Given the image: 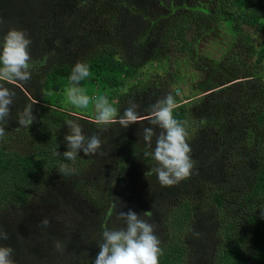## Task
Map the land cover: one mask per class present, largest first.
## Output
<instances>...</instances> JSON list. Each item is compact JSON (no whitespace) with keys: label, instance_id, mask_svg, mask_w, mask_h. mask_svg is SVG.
<instances>
[{"label":"trees","instance_id":"1","mask_svg":"<svg viewBox=\"0 0 264 264\" xmlns=\"http://www.w3.org/2000/svg\"><path fill=\"white\" fill-rule=\"evenodd\" d=\"M151 1L171 7L172 12L153 18ZM185 2L0 0V47L8 30L18 28L26 30L32 40L30 54L34 61H38V53L50 54L47 62L37 63L28 82H3L16 97L5 136L0 138V231L17 225L28 234L25 243L12 234L4 241L14 250L15 264L40 261L41 253L28 247L40 245L41 240L48 249L57 240L67 244L66 254L59 251L58 255L56 248L48 252V264L90 263L89 258L96 259L100 251L101 224L110 203L118 200L120 207L108 219V227L122 225L116 219L118 211H151V217L144 218L155 226L161 239L159 264H207L209 259L213 264H264V0H214L216 18L187 10ZM225 7L232 12L225 15ZM195 15L200 22H229L230 32L237 38L244 32L254 36L252 72L245 81H253L258 92L246 108L231 99L230 88L225 86L174 110L176 119L187 122V142L196 165L190 177L179 182L180 188L160 187L155 174L146 176L156 166L151 156L143 155V128L153 127L149 121L127 129L114 124L124 139L120 144L115 141L113 148L105 139L104 129L68 110L63 101L64 86L70 85L72 67L78 61L87 62L88 87L101 84L116 101L119 114L134 102L141 116L149 115L150 106L165 98L157 81L148 77L120 91V80L149 63H166L182 54ZM40 64L44 65L42 73ZM200 86L201 94L216 89ZM39 93L42 100H38ZM171 94L175 96V91ZM28 103H34L36 121L29 128H18V113ZM226 119H235L247 131L234 134L245 140V149L240 148L241 155H237L245 183H237L232 189L212 186L211 180L216 176L214 170L220 169L226 159L223 144L232 138L224 128ZM67 120L81 125L86 136L101 137L103 144L97 154L85 156L81 151L73 161L63 157L68 150L64 139L69 132ZM155 130L160 131L158 127ZM56 148L61 156L53 154ZM61 163L74 170L73 174L61 175ZM191 182L202 185L189 189ZM139 186L142 191L136 192ZM176 195L183 200L166 212L163 202ZM32 201L48 212L44 218L50 214L48 227L57 226L58 215L63 217L62 233H43L29 208ZM30 219L36 222L30 223Z\"/></svg>","mask_w":264,"mask_h":264},{"label":"clouds","instance_id":"2","mask_svg":"<svg viewBox=\"0 0 264 264\" xmlns=\"http://www.w3.org/2000/svg\"><path fill=\"white\" fill-rule=\"evenodd\" d=\"M32 40L26 30L11 28L3 36V44L0 47V138L6 133L9 124L11 108L15 103L16 92L5 86L28 82L32 78V71L37 63L30 54ZM90 76V66L87 62L78 61L71 69L69 76L70 86L66 88L67 101L75 108L87 109L90 103L96 112L95 123L98 125H119L127 129L132 124H137L145 119L153 127L143 128V140L146 150L144 157L151 156L156 166L150 168L147 175L155 174L162 186H173L190 177L195 168L196 161L191 157V147L187 142L188 131L186 121H180L174 117V109L177 107L175 98L168 94L164 99L150 106L149 115L141 116L137 111L138 105L130 102L123 114H119L117 107L109 102L107 96L89 97L86 90L80 87L81 81ZM33 104L28 103L18 113V128H29L35 121ZM65 125L69 132L65 136L67 151L63 153L66 160L73 161L83 151L85 156L95 155L100 151L103 141L98 134L86 136L82 126L74 120H67ZM160 129L159 133L155 128ZM155 144L153 146V139ZM58 148V146H57ZM53 150L55 156H61ZM103 154L102 152L100 153ZM61 175H71L74 170L67 164L59 165ZM120 201L110 203L104 222L101 224L102 242L98 244L99 253L94 264H159L163 255L161 239L156 235L155 226L144 217H151V211L137 214L129 209L127 212L118 211L116 219L122 222L120 227L109 228L108 219L113 212L120 207ZM42 227H48L50 221L45 217L41 222ZM197 236L199 233L196 234ZM7 232L0 231V240H7ZM57 251L63 252L67 244L57 240L54 244ZM13 248L0 246V264H15L12 259Z\"/></svg>","mask_w":264,"mask_h":264},{"label":"rangeland","instance_id":"3","mask_svg":"<svg viewBox=\"0 0 264 264\" xmlns=\"http://www.w3.org/2000/svg\"><path fill=\"white\" fill-rule=\"evenodd\" d=\"M150 7L153 18L156 17L160 19L161 17L168 16L172 12L170 9L171 7H162L154 1H151ZM185 7L192 12L198 13V11H200L206 14H212L215 18L217 16L214 0H186ZM231 12L232 10L230 8L225 7V15ZM194 20L195 25L193 31L188 36V46L182 54L172 57L170 61L166 63L155 62L147 64L140 69L138 73L131 75L128 78L121 79L119 90L124 91L128 86L144 82L150 77L152 81H157L156 84L160 85L159 88L162 91L163 97L171 94L172 91H175L174 98L177 107L174 110H177L183 104H187L188 102L216 91L219 88L229 86L231 99L240 102L243 108H246L254 100V97L258 92V86L253 81H245V77L249 76L252 72L251 64H253L252 53L254 48L253 43L255 41L254 36L251 33L244 32L239 38H237L230 32L231 24L229 22L218 21L216 19L200 22L197 15H195ZM130 41L134 42L133 40ZM41 54L42 53H38V55H36L37 62L43 61L45 57H47L46 62L50 59V54L43 53V56ZM43 71L44 65L40 64L39 73H42ZM83 81L84 83H80L79 86L86 90V94L89 97L107 96L109 102L115 106L116 101L110 99L108 93L104 90L101 84L96 83L88 87L89 83L87 78ZM200 84H206L207 86L216 89L201 94L202 87ZM69 86L70 85H65L64 87L67 88ZM38 100H42V95L40 93ZM63 101L68 105V110L79 114L82 118H85V120L94 123L97 128L104 129L105 139L109 145L113 146V148H115V141L118 144L123 142L124 138H122L121 134L117 132L114 124L98 125L94 122L96 112L91 103L87 109L75 108L67 101L66 91ZM224 128L227 132V136H232V138L224 142L223 153L225 154L226 159L221 164L222 167L220 169L217 171L214 170L216 176L211 180L214 182V185L212 186L218 188H220L219 186H222L232 189L237 183L240 185L245 183L242 165L239 163V158L237 156L241 155L238 151L240 148L245 149V140L242 139L240 141L239 136H235L234 134L239 135L246 130L244 129L243 124L242 126H239L235 119H226L224 122ZM145 166L147 168L148 163H146ZM136 183L139 182L136 180ZM158 185L163 187L160 183H158ZM180 185L181 183H177L170 187L178 189L181 187ZM201 185L202 184L198 182H191L189 189H194V187L198 188ZM140 191H142L141 186L137 188L136 192ZM231 199L233 200L232 197ZM182 200L183 198L180 195L169 197L163 202L164 207L166 208L165 211L169 213L170 210ZM29 208L34 214L33 219L37 221L30 219V223L36 222V224H39L44 216L48 214L47 211L36 205L34 201L30 202ZM23 209L25 211L26 207ZM48 218H50V214L48 215ZM57 220V226L43 227L45 230L43 233H46V231L52 232V230L54 232L58 230V233H62V230L65 229V225H63L65 222H63V217H60L59 215L57 216ZM0 222H3V220L1 219ZM67 223L69 226L73 225L71 222ZM120 226L121 225L118 227ZM5 232H7L8 236L12 234L17 240H21L24 243L28 240L26 230L17 225L11 226L10 229ZM4 241L5 240H0V246H6ZM44 244V241L41 240L40 245H31L28 247L29 251L34 248L37 253H41L42 259L34 262L35 264H48L49 262L48 252H52L55 247L50 245L48 249ZM62 253L66 254V250ZM89 260H91V262L88 264H94L95 259L93 256L92 258H89ZM207 264H213L212 259H209Z\"/></svg>","mask_w":264,"mask_h":264}]
</instances>
